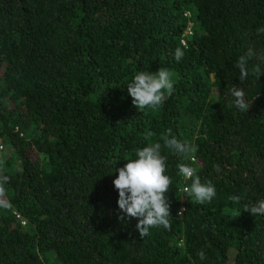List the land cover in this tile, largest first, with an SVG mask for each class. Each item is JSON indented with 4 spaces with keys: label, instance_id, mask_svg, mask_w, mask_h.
I'll list each match as a JSON object with an SVG mask.
<instances>
[{
    "label": "trees",
    "instance_id": "trees-1",
    "mask_svg": "<svg viewBox=\"0 0 264 264\" xmlns=\"http://www.w3.org/2000/svg\"><path fill=\"white\" fill-rule=\"evenodd\" d=\"M261 28L264 0H0V264H264V215L244 211L264 199V75L250 71H264ZM159 68L174 92L140 112L127 85ZM169 128L197 151L162 148L171 227L142 239L119 218L115 170ZM181 163L212 182L211 202L184 191Z\"/></svg>",
    "mask_w": 264,
    "mask_h": 264
},
{
    "label": "clouds",
    "instance_id": "clouds-1",
    "mask_svg": "<svg viewBox=\"0 0 264 264\" xmlns=\"http://www.w3.org/2000/svg\"><path fill=\"white\" fill-rule=\"evenodd\" d=\"M264 32V28L259 29ZM254 49L249 48L247 53L238 60L237 67L240 69V79L243 81L249 75V60L256 57ZM264 60V55H260ZM251 73L259 79L264 75L259 64L251 68ZM174 73L167 68H159L155 73L141 71L135 74L131 83L127 85L128 94L132 97L133 105L143 112L145 109L157 110L161 107L166 96H171L175 89ZM232 103L242 112H248L250 105L247 102L243 88L233 86L230 90ZM231 106V105H230ZM154 134L149 131L145 138L148 139ZM163 145L160 142L150 143L142 149H137L135 158L127 160V163L115 172L118 176L113 180V185L118 191L117 201L120 211L123 213L119 218H136V225L140 237L150 234L153 228L163 227L170 229L171 204L168 198L169 188L172 184L171 177L167 174V157L162 155V148L171 150L174 154L191 157L197 148L188 140L178 139L169 128L162 137ZM194 158V157H192ZM179 174L191 184L185 187L184 191L195 201L204 204L211 202L216 196V188L211 181L203 182L196 174V169L188 164H179ZM217 171L219 167L217 166ZM9 177L3 174L0 169V206L8 207L5 201L7 189L5 185ZM229 200L239 203L240 197L230 196ZM186 209H181L177 215H182ZM244 211L250 212L253 216L264 215V199L257 201L251 207L245 206ZM201 260L206 258L203 249L197 253Z\"/></svg>",
    "mask_w": 264,
    "mask_h": 264
},
{
    "label": "built area",
    "instance_id": "built-area-1",
    "mask_svg": "<svg viewBox=\"0 0 264 264\" xmlns=\"http://www.w3.org/2000/svg\"><path fill=\"white\" fill-rule=\"evenodd\" d=\"M189 27H190V25H188L187 29L185 30V34H187V35L191 34V31H190ZM183 43H184V41H183ZM2 150H3V146L0 144V160H1V152H2ZM183 189H185V188H183ZM15 215L20 220L21 224L25 223V221L23 220V218L19 214L15 213Z\"/></svg>",
    "mask_w": 264,
    "mask_h": 264
},
{
    "label": "rangeland",
    "instance_id": "rangeland-1",
    "mask_svg": "<svg viewBox=\"0 0 264 264\" xmlns=\"http://www.w3.org/2000/svg\"><path fill=\"white\" fill-rule=\"evenodd\" d=\"M0 144H1V143H0ZM1 145L3 146V150H4V148H5L4 144H1ZM3 150H2V151H3Z\"/></svg>",
    "mask_w": 264,
    "mask_h": 264
}]
</instances>
